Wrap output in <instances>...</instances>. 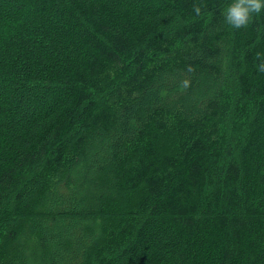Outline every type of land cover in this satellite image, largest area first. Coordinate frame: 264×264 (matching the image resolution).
Listing matches in <instances>:
<instances>
[{
  "label": "trees",
  "instance_id": "16d2710c",
  "mask_svg": "<svg viewBox=\"0 0 264 264\" xmlns=\"http://www.w3.org/2000/svg\"><path fill=\"white\" fill-rule=\"evenodd\" d=\"M234 2L0 0V264H264V9Z\"/></svg>",
  "mask_w": 264,
  "mask_h": 264
},
{
  "label": "clouds",
  "instance_id": "9594fccd",
  "mask_svg": "<svg viewBox=\"0 0 264 264\" xmlns=\"http://www.w3.org/2000/svg\"><path fill=\"white\" fill-rule=\"evenodd\" d=\"M264 9V0H235L226 9V22L234 28L246 26L250 20L251 14L260 13ZM194 11L200 14L201 8L196 6ZM259 71L264 72V63L259 65ZM187 86V82H185Z\"/></svg>",
  "mask_w": 264,
  "mask_h": 264
},
{
  "label": "rangeland",
  "instance_id": "374dc122",
  "mask_svg": "<svg viewBox=\"0 0 264 264\" xmlns=\"http://www.w3.org/2000/svg\"><path fill=\"white\" fill-rule=\"evenodd\" d=\"M94 142H95V144H97L96 143V141L94 140ZM85 170H82L81 172H87V169L86 168H84ZM90 173H91V177H93V171H90ZM80 179V178H79ZM103 179H106V178H103ZM96 180V178L95 179H93V181L95 182L94 184H88L87 186H85L84 187V194H86V193H88V192H94L95 193V191H98L99 190V188H104L105 186H106V182H108V181H106L105 183H103L102 182V180H100V181H95ZM79 181H77V183H78ZM77 185V184H76ZM130 198H131V200H133L134 201V205L135 206H137L138 205V200H136L133 196H130ZM40 210V209H39ZM102 222L104 223L105 221L104 220H102Z\"/></svg>",
  "mask_w": 264,
  "mask_h": 264
}]
</instances>
